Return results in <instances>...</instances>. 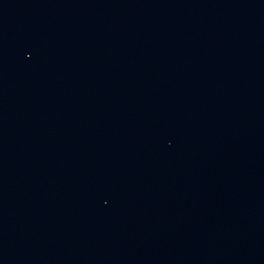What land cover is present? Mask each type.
I'll return each instance as SVG.
<instances>
[{
	"label": "water",
	"instance_id": "95a60500",
	"mask_svg": "<svg viewBox=\"0 0 264 264\" xmlns=\"http://www.w3.org/2000/svg\"><path fill=\"white\" fill-rule=\"evenodd\" d=\"M0 264H264V0H0Z\"/></svg>",
	"mask_w": 264,
	"mask_h": 264
}]
</instances>
